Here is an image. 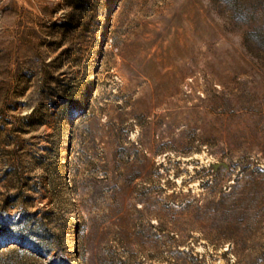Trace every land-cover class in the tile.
Returning <instances> with one entry per match:
<instances>
[{
	"label": "rangeland",
	"instance_id": "obj_1",
	"mask_svg": "<svg viewBox=\"0 0 264 264\" xmlns=\"http://www.w3.org/2000/svg\"><path fill=\"white\" fill-rule=\"evenodd\" d=\"M0 264H264V0H0Z\"/></svg>",
	"mask_w": 264,
	"mask_h": 264
}]
</instances>
